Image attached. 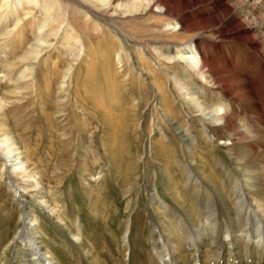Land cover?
<instances>
[{"label":"rangeland","instance_id":"374dc122","mask_svg":"<svg viewBox=\"0 0 264 264\" xmlns=\"http://www.w3.org/2000/svg\"><path fill=\"white\" fill-rule=\"evenodd\" d=\"M61 1V3H65L64 0ZM25 2L24 8L26 9H22L21 6L16 8L18 13L15 15L18 17L15 18L13 15L8 16L4 13L2 14V19L6 18L9 20L6 23H2V25L0 23L1 33L3 26H7V29H10L23 12H28L24 16L25 18L29 17L26 20L27 26L24 28L26 36L22 41H19L20 43H11L12 47L15 48L16 58L21 55L22 47L29 46V42L33 40V37H31L33 30L35 33L38 30H43L42 32L45 33L46 31L52 32L55 26L54 21L50 19L51 17L45 19L43 3L38 7L40 2L37 3V6L33 5L29 0ZM44 4L46 3L44 2ZM13 9L10 8L8 10L12 13ZM61 9V7L58 8L59 11H62L64 23H61L56 35L54 37L52 36L53 34L49 35L48 41L43 44L48 45H46L47 47L44 46L45 49L43 48V51L37 56L35 71L34 69L32 70L35 73L33 72L27 77L20 79L22 81L20 84H26L24 81L26 79L27 82L30 83L32 80L33 83L29 84L25 90H22L19 96L12 97L14 99L13 102L10 101L4 104L6 114L0 117V129H7L10 133L21 136V151L25 146L34 148V146L39 145L42 148L38 153L39 157L33 156V161L38 162V171L42 169L43 171L58 170L57 172H62L59 174L63 177L62 180L60 179V185L55 186L53 177H49V174L50 183L42 182L45 188L42 189L39 185L36 188L44 190L43 194L45 197L50 194L49 198H59V203L57 202L59 207H57L63 213L64 220L65 218H70L71 222L73 220L74 232H80L81 230L88 235L87 239L102 241L101 236L95 238V234L99 232V226L104 227L108 236L112 240L114 239L113 244L115 245L113 247L115 248L119 243L121 245L126 243L123 240L129 237L130 231L133 230L134 233L138 232V238L135 241L140 249L147 251L150 248L147 233L151 228L158 229L160 226L163 235L167 237L169 242L178 241V245L175 246L174 250V253H178L180 248H185L184 243L188 237L183 232V220L181 219L178 222V218L175 216L181 211V217L187 215L188 221H190L192 220L191 214L194 211H198L197 209L186 208L187 204L193 203L196 205L198 203L193 199L198 190L195 183H200L198 185L202 188H199L197 195L203 192L204 199L208 198L209 195L207 193H212L213 195V192H215L218 197H213V200L217 201L220 197L218 193L221 192L220 194H223L220 188L211 187V182L204 180L202 177L205 170H202L201 163L205 161L207 153L213 158L212 162L214 164L222 163L229 166L235 177L242 182L244 190H251L248 198L255 209L253 210L258 214L259 209L254 204L258 201V198L264 201V176L262 173H257L259 177H253L251 174L253 166L261 164L259 159L264 161V154L261 153L259 157H249L242 160L240 158L235 159L232 151L236 154H242L244 151L260 152L261 150L262 152L264 150V146H261L262 144L264 145V138H262V136L264 137V126L259 124L257 120L255 121L256 118L254 119V115L257 113L255 104L259 103L261 108L264 107V0H206L200 6L194 5L191 10L188 9L187 14L181 16L185 21L199 22V20H203V23L199 25L193 24L188 37L184 36L182 42L171 40L174 48L169 51L170 55L176 51H182L185 46H190V36L193 35L191 38H195L201 45L200 50L204 58L217 66V69L203 70V77L186 69L188 65L185 61L178 63V68L180 70L183 69L184 72L186 71L184 74H186V79L189 82L186 87L187 89L189 88L190 95L186 93L185 87L181 88L178 85H174L172 79L159 69L161 65L164 66L166 63L158 65L160 62L157 58L149 56L150 54L146 50V54L142 56V63L145 65H142L141 74L137 70L141 66H139V62L126 59L124 55L120 57L118 62L112 57L109 59L108 65L103 66L101 61L99 66L95 65V61L90 60L88 54L84 53L85 46L87 51H90V48L83 40V34L80 32L76 35L73 34V36L68 35L70 29L66 20L69 18L70 13H68L67 8ZM82 12L83 10L80 8L75 9V14L78 16H81ZM97 20L101 25L111 27L112 34H115L112 36L120 37L125 47L139 48L137 43L130 44L125 36L116 33L119 31L118 27H115L107 17L103 16ZM42 21H44L43 27L39 28ZM18 24H16L15 28ZM206 25L208 26L204 27ZM49 26H52L51 29H48ZM175 28L177 29V25H175ZM182 36L180 35V39ZM159 37L164 38L165 36L156 38ZM45 38H47V35ZM144 38L142 36V44H146L148 49L157 50L162 45L157 42L160 39H152V41L148 40V42L144 41ZM162 43H167V41ZM11 44L0 42V70H4V75L0 71V95L6 97L4 98L6 100L9 97L6 94V90L13 86L10 78L13 74L16 76L18 74L17 70H19L15 67L12 69L14 71H7L8 69L6 68L9 61H15L16 59L10 53ZM128 50L131 49L129 48ZM67 66L69 68L67 74L61 78V73ZM166 68L171 69L169 64H167ZM89 71L91 75H89ZM214 72L217 78L215 81L211 80V74H215ZM99 80H104L109 85L103 90L96 87L86 89V84L94 85ZM130 80H133L136 84L138 83L137 85L141 90L136 89V85H131ZM117 82L120 85L122 84L121 87L116 85ZM46 86H48L47 89H45ZM122 87H128L130 91L125 92ZM60 90H62L61 93H59ZM250 90H253L252 93H249ZM103 91L114 95L115 102L121 104L122 108L129 109L133 105L138 107L130 118L132 121L129 122L128 130L124 133L125 139L120 138L123 141L121 145L123 150L121 152L124 154V156L120 157L122 164L120 169L128 167L129 169L127 170L130 172V177L128 176L129 183L127 182V184H122L123 168L120 174L114 173L111 166L113 163L111 161L109 163L106 158L107 155L103 151L102 143H105L103 139H108L110 136H103L99 120L102 116L101 114L97 115L94 110L96 99L99 98L100 100ZM12 98L9 99L11 100ZM57 99L66 102L67 109L74 110L75 114L78 115L76 121L79 122V125L80 123V126L83 124L81 133L75 134L77 137L73 135L72 141H75V145L72 152L70 147L68 150L65 148L67 146L62 144L59 146L60 139L65 134L61 136L55 131L57 125L54 123L58 119L54 115H59V113L53 115L52 112ZM103 99L105 98L101 100ZM163 99L169 105L176 106L178 111H163ZM116 103H110L109 101L107 104H102L103 109L111 113L113 117H118L119 108ZM203 105H207L210 108V113L211 111L212 113H219L227 118V114L235 110L236 113L232 117L235 125L240 128L247 127L252 135L240 141L230 136L226 138L227 134L219 126V122L211 120L209 114L199 113L198 109ZM129 112L128 110L126 111L125 117ZM62 117L63 122L66 123L67 110ZM58 125L61 127L62 123L58 122ZM252 125L257 128L252 127ZM206 127L212 129L214 137L211 134L207 136L201 134V131H204ZM181 130L187 132L188 136L180 135L183 133ZM179 131L181 133H178ZM66 132L73 134L70 132L68 125ZM48 134L49 137H47ZM183 137L188 138V140ZM205 137L206 140H204ZM116 138L120 140L119 137ZM154 143L163 144L166 150L172 153L171 156H166L165 163L167 165H164L163 159L157 158L159 151L156 150L157 147ZM34 150L38 151L36 148ZM64 151L74 156L71 161L69 159L72 157H63L61 152ZM56 156L62 157V161L70 164L65 169H62L60 164H54L55 161L53 160L56 159ZM18 161L13 160L6 169L3 167L4 165L0 166V174L4 171L2 174L4 177H0V182L2 183V185L0 184V208H3L0 209V215L3 216L5 214L3 227L9 229L12 222L16 221L18 226L20 225L16 201L11 199L12 197L14 198L11 192L13 186L11 187L7 184L10 174L18 170L19 166H22ZM49 165H53L54 168ZM29 167L31 168V166ZM183 167L186 168V171H191L192 185L189 182L184 184L183 174L185 170ZM23 169L24 164L19 170ZM33 170L31 169L32 172ZM36 174H34V177L18 176L20 179L15 178V176L12 177L13 181L18 182V184L22 183L26 187L23 191L21 187L18 189L23 195L21 200L23 205H25L24 208L30 212L29 215L34 213L39 222L37 227L35 221H30L33 227L24 231V233L32 236L35 235L34 233L37 230L43 238H48L47 234L52 236L51 241H49L53 246L61 247V249L66 248V246L74 248L72 243L69 242L71 236H69L63 220L57 223L58 221L49 214L48 208H43L42 203L40 201L37 202L39 200L37 198L38 194L34 193L33 188L30 187L31 185L28 186L29 183H35ZM170 176L173 177L176 190L174 192L177 197L175 195L171 197L167 189V184L170 183ZM50 184L55 187H51L48 190L46 186ZM130 184H133V186L129 189L126 188ZM12 185L15 187V183L12 182ZM127 189L130 192H127ZM39 195L41 196V194ZM69 195L71 196L68 197ZM152 195L155 198L153 202H150L148 198ZM177 199L181 200V203H178ZM82 203H84L85 207L84 205L82 206ZM5 205L7 207L4 208ZM168 210H171V212ZM4 211L6 212L4 213ZM7 216L9 217L7 218ZM96 216L98 217L94 218ZM152 220L156 223L152 224ZM229 237L227 234L222 235L224 242H227ZM61 240L62 243L59 244ZM237 245L240 247L232 255L231 251L228 254V250L221 251V249H217V251H220L219 255L222 256L218 262L217 259H214V253L211 252L210 247H201L200 250L195 252L189 251L190 256H186V259L189 260L191 256L200 254L201 259L196 262L197 264H237L236 260L232 259V256L245 255L244 249H242L244 245ZM107 248L110 249L108 243L106 245ZM75 251L77 252V250ZM23 252L24 246H16V249L11 252V263L28 264L27 261L30 257H27ZM250 252L254 256L256 255L254 251L250 250ZM120 253L123 254L122 249H120ZM64 254V252L56 253L60 257L59 263L73 264L75 259L72 256H64ZM122 257L126 262L127 248L124 250ZM69 259H71L70 262ZM161 259L167 260L168 255H162ZM77 262L82 264L78 255ZM190 264H193V262L191 261Z\"/></svg>","mask_w":264,"mask_h":264},{"label":"bare ground","instance_id":"6f19581e","mask_svg":"<svg viewBox=\"0 0 264 264\" xmlns=\"http://www.w3.org/2000/svg\"><path fill=\"white\" fill-rule=\"evenodd\" d=\"M25 1L26 0H2L0 2V23L1 25L2 23H6L9 20L6 18L2 19V16H3L2 14L5 13L8 16L13 15L15 16V18L18 17L15 15L16 13H18V10L16 8L21 6L22 9H26L24 8L26 5ZM29 1H31L33 5L35 6H37V3L40 2L38 7L40 6V4L43 3V6L45 7V13H44V15H46L45 19L51 17L50 19L51 21H54L55 26L52 32L46 31L45 33V32H42L43 30H38L35 33L33 30L31 37H33L32 39L34 41L31 39L32 41L29 42V46L22 47V53L17 58L15 56L16 54L14 51L15 48L12 47L11 43L22 41V39H24V37L26 36V33L24 32V28L27 26L26 20L29 17L25 18L24 16L28 12L26 13L23 12L19 16L20 18L17 19L15 23H13L14 25L10 29L9 28L7 29V26H3L4 27L3 31L0 33V42L6 43L8 45L11 44L12 48L10 49V53L14 55V57L16 58L15 61L11 60L9 61V64L6 65V68L8 69L7 71H14L12 69H14L15 67L19 70H17L18 74L16 76L15 74H13L12 77L10 78V82L11 84H13V86H11L10 88L6 90V94L9 96L7 100L4 99L6 97L0 95V117H3L2 115L6 114V111L4 110V106H5L4 104H7L10 101L13 102L14 99L12 97L19 96L22 90H25L26 88H28L29 84L33 83L32 80L29 83L26 81L27 80L26 79L24 80L26 84H20L22 83L20 79L22 77H27L28 75H30L31 73L35 71L34 67H35V63H37L36 61L37 56L41 51H43L42 49L44 48V46L47 47L46 45H48V44L46 45H43V44L48 41L49 35L53 34L52 36L54 37L61 23H64V17L61 13L62 11L58 10L59 7H61L62 9L67 8L68 13H70L69 18L66 20L69 26V29H70L69 30L70 32L68 35L73 36V34L76 35V34H79L80 32L83 34V40L85 41V43H87V46L90 48V51H87L86 46H85L84 53H87L90 60L95 61V65L97 66H99L100 61L103 63V66L108 65L109 59L112 57L115 58L114 60L118 62L120 57H123L124 55L126 59L133 60V61L137 60L139 62V66L140 65L141 66L138 69L136 67V69L139 70V73L141 74L142 65H145L144 63H142V56L146 54L145 53L146 51H148V53L150 54L149 56L156 57L157 60L160 62L158 65L166 63L164 66L161 65L159 69L162 70L165 73V75L169 76L172 79V81L174 82V85H178L181 88L185 87L186 93L188 95H190L191 92L188 90L189 88L187 89L186 87L187 83H189L187 81L188 79H186L187 78L186 74H184L186 71L184 72L183 69L180 70L177 66L178 63H180L181 61H185L189 67V68L187 67L186 69H188L189 71L195 74H200L203 77H204L203 70L208 71L212 68L217 69V66L215 64H213L212 62L204 58L202 51L200 50L201 45L195 38H191V36L193 35L190 36V39H191L190 46L189 45L185 46L182 49V51H176L172 55H170V52H169L172 48H174V46H172L173 41L171 40H175V41L178 40V42H182L184 36L188 37L190 29L193 28V24L199 25L200 23H203V20H199V22L185 21L181 18V16L187 14L188 9L191 10V8L194 5L200 6V4L206 0H64L65 3H61L62 2L61 0H29ZM44 2L46 4H44ZM7 7H9L8 9L14 8L13 12L11 13L7 9ZM76 8H80L81 10H83L82 12L83 14L81 16L80 15L78 16L75 14ZM103 16L107 17L109 21L114 24L115 27H118L119 31H117L115 28V30L117 31L116 33H120L123 36H125L130 44L137 43L139 45V48L130 46L129 48L131 50H128L129 48L124 46V42L120 39V37L118 36L113 37L112 35H115V34L114 33L112 34L113 31L111 27L109 28V27L103 26L101 25V23L97 22L98 21L97 19L102 18ZM16 24L18 25L15 28ZM43 24H44V21L41 22V24L39 25V28H42ZM175 25H177V29L175 28ZM207 26L208 25L204 27H207ZM51 27L52 26H49L48 29H51ZM109 33H111V35H109ZM46 35H47V38H45ZM180 35H183L181 39H180ZM142 36L145 37L144 41L145 40L152 41V39H160L157 42H160L159 44L160 45L162 44V45L161 46L159 45L160 47L157 50L148 49L146 44H142ZM158 36H162V37L165 36V37L156 38ZM161 41L162 42L167 41V43H162ZM40 55L42 56V54ZM195 55H198V56H195ZM167 64H169V68H171L173 71L171 69L166 68ZM33 69L34 71H32ZM68 69H69L68 66L65 67L64 71L61 73V76H60L61 78H63L64 75L67 74ZM0 71H2L4 75V70L1 69ZM139 73L137 72V74ZM146 74L148 73L146 72ZM89 75H91L90 71H89ZM211 75H212L211 80H214V81L215 79L217 80L216 73L215 74L212 73ZM130 84L136 85L137 86L136 89L141 90V88L137 85L138 83L136 84L133 80H130ZM108 85H109L108 82H105L104 80H99L94 85L86 84V87H87L86 89H92L96 87L97 89L103 90ZM116 85L119 86L120 85L119 82H117ZM121 85L119 87H121ZM47 88L48 86L45 87V89ZM59 88H60V85H59ZM123 90L125 92L130 91L128 87L126 88L124 87ZM61 91L62 90H60L59 93H61ZM252 91L253 90H250L249 93H252ZM9 98H12V99L10 100ZM102 98H105V99L101 100ZM109 101L110 103H116L114 95L107 93V91H103L102 96L100 97V100L99 98L96 99L94 110L96 111L97 115L101 114L102 116L101 119L99 120H100L101 130H103V133H102L103 136H106V135L110 136L108 139H105V138L103 139L105 141V143H102L104 154L107 155L106 158L108 159L109 163L110 161L111 163H113V165L111 166H112V170L114 173L120 174V171H122V168H123L124 176L121 177V179H123L122 184H127L128 176L130 175V172L127 170L129 169L128 167H125V168L122 167L120 169V167L122 166L120 162V157L124 156V154H122L121 152L123 150L121 146L123 141L120 138H122L123 140L125 139L124 133L128 130L129 122L132 121L130 118L137 111L138 107H136V105H133V107H129V109H125V108H122L121 104L116 103L117 107L119 108V114H118V117H113L111 113L106 112L103 109L102 104H107ZM255 106L257 108V113L254 115V119L256 118L255 121L257 120L259 124H262V126H264V119H263L264 118V107L261 108L259 106V103H256ZM66 110H67V121L66 123H64L62 116L66 114ZM127 110L130 112L125 117V113ZM162 110L163 111L168 110L170 112L178 111L176 106L169 105V103H167L165 99H163V102H162ZM198 111L200 114L201 113H203L204 115L209 114L210 115L209 118L211 120H213L214 122H219L220 123L219 126H221L222 129L227 134L226 138L230 136L240 141L252 135L249 133V129H247V127L240 128V127H237V125H235L234 120L232 118L236 113L235 110L227 114L228 118L219 113L218 114L212 113V111L210 113V108L207 105L201 106L198 109ZM56 113H59V115H57ZM52 114L53 115L56 114L54 116L55 118L58 119V121L54 123L57 125V127H55V131L58 132L59 135L61 136L65 134L60 139L59 146H61V144L64 146H67L65 148H67L68 150L70 147L71 152H72L73 146L75 145L74 143L75 141H72V138L74 136L77 137V135L75 134L81 131V127L83 126V124L82 126H80L81 123L79 125V122L76 121L78 115L75 114L74 110L67 109L66 102H63L61 99H57L55 101ZM259 119H262V120H259ZM58 122L62 123L61 127H59ZM67 125L70 128V132L73 134L66 132ZM252 127L257 128L255 125H252ZM206 128L204 131L203 130L201 131L202 132L201 134L202 135L205 134L206 136L208 134H211L212 137H214V133L212 129L211 128L206 129ZM181 132L179 131L178 133H181L180 135H183L185 137L188 136L187 132L182 131V130ZM47 137H49V134L47 135ZM116 137H119L120 140H118ZM262 138L264 137L262 136ZM184 139L188 140V138H184ZM204 140H206V137ZM21 142H22V139L20 135L12 134L7 129H3V130L0 129V160H1L0 166L4 165L3 167H5L6 169V167L8 168L9 164L13 160H19L18 162L20 163V165L22 164V166L18 167V170H16L15 172L13 171V173L10 174L7 180V184L11 187L13 186L11 188V192L14 198L12 197L11 199L16 201L17 210H18L17 214H18V220L20 221L19 222L20 225L18 226V224L15 221V222H12V224L10 223V226H11L10 229L7 227L5 228L3 227L4 220H5V214H3V216L0 215V264H13L11 263V252L14 251V249H16V246H20V245L24 246L23 253H25L27 257H30L29 260L27 261L28 264H60L59 263L60 257L59 255H56V253H59V252L61 253L64 252L65 253L64 256H72L75 259L73 264H78L77 255L80 257L82 264H190L191 261L193 262V264H197L196 262L198 260L200 261L201 259L200 254L193 255L191 256L189 260H187L186 256L188 255L190 256V252H195L197 250H200L201 247H210L211 252L214 253L213 255L214 259H217V262H218L220 258H222V256L219 255L220 251H217V249H221V251L228 250L227 252L228 254L231 251V255H232V254H235L236 250L240 247L237 244H241V246L244 245L242 249H244L243 251L245 254V255L242 254L243 257L241 254L232 256V259H235L237 264H264V201H261L258 198V201H256L254 205L256 206L257 209H259V213L258 214L255 213L254 211L255 209L251 201L248 198L249 197L248 195L250 194L251 190L249 191L244 190L245 188L244 186H242L241 184L242 182H240V180L235 177L234 172L229 168V166H227L226 164H222V163L214 164L212 162L213 158L210 156L209 153H207L208 155L207 157H205L204 159L205 161L203 160L204 162L201 163L202 170L203 171L205 170L204 171L205 173H203L202 177L204 178V180L211 182L210 183L211 187H214L215 189L220 188L223 191V194L221 195L220 194L221 192L218 193L220 197L217 199V201L213 200V197L215 196L218 197L217 193L215 192H213V195L212 193H207L209 196L208 198L204 199L203 198L204 194H202L203 192L197 195L198 190L202 188L201 186L198 185L200 183L198 184L197 182L195 183L198 190L193 199L197 201L198 203L196 205L193 203L187 204L188 206L186 205V208L189 207L193 210L197 209L198 211H194L193 214H191L192 220L190 221H188L187 215L186 216L183 215L185 217H181V211L179 213L177 211L178 214L175 217L178 218L177 219L178 222L181 219L183 220V223H184L183 232H184V235L188 237V239L184 243L185 248L183 249L178 248L179 252L174 253L175 246L178 245V241L174 240L172 242H169L167 237L163 235L162 228L160 226L158 229L151 228L150 231L147 233V237H148L147 240L149 241V245H150V248L147 251L140 249L138 243L135 241L138 238V232L134 233L133 230L130 231L129 237L123 240L124 242L126 241V243L122 245L119 243L115 246V248L113 247V245H115L113 244L114 239L112 240L108 236V234L104 230V227L99 226L100 228L98 229L99 232H96L95 234V238L101 236L103 242L98 239L97 240L92 239V241L90 239H87L88 235L85 234V232L81 230L80 232H74L73 220L72 222L70 218H65L64 220L63 215H62L63 213L61 212V210L58 209L59 207L57 205V202L59 203L58 201L59 198L57 197L58 194H56L57 198L55 199L49 198L50 194L48 195V197H45L43 194L44 190H40L39 188H36L39 185V187H42V189H44L45 186L42 185V182L50 183L49 177L51 178L53 177V182H55V186H57L59 183H61V180L63 178L62 176L59 175L61 171L60 172H57L58 170L43 171L42 169L38 171V162L33 161V158H34L33 156L39 157L38 153L42 148H40L39 145L34 146V148L38 149V151H35L33 147L25 146L23 147V150L21 151L20 149ZM154 144L157 147L156 150L159 151L157 153V158L163 159L165 163V160L167 159L166 156H171L172 153L169 150H166L163 144H160V143H154ZM157 144H160V145H157ZM261 146H264V145L262 144ZM53 152L55 153V151ZM61 153L64 158L72 157L71 159H69V161H71L74 157L72 156V154H68L65 151ZM261 153L264 154V150H262V152L261 150L260 152L259 151L258 152L244 151L242 152V154H236V153H233L232 151V154L235 159L240 158L242 160L248 159L249 157H259ZM62 159H63L62 157L56 156V159L53 161H55L54 164L56 163L60 164L61 168L65 169V167H67V165H69L70 163L68 162L66 163L62 161ZM259 162L261 164L253 166V169H252L253 172L251 174V176L253 177L254 176L259 177L257 173H262V175L264 176V163H263L264 161L259 159ZM23 164H24V169L19 170L20 168L23 167ZM164 165H167V163H165ZM29 166H31V168ZM49 166L51 167L53 165H49ZM68 168L70 167L68 166ZM31 169H34L35 171L33 170L32 172ZM183 169L185 170L183 174L184 175L183 180L185 182L184 184H188L189 182L192 185L193 178L192 176H190L191 171L190 170L186 171L185 167H183ZM7 172H8V169H7ZM3 173L4 171H2V173L0 174V177H4L2 176ZM35 173H37L36 174L37 176L35 177L36 178L35 183H29L28 186L31 185L30 187L33 188L32 190L34 191V193L38 194L37 198L39 200L37 202L40 201V203H42V205L44 206L43 208L45 207L48 208L49 214L58 221L57 223H60L59 221L63 220L64 224L67 227V232L69 236H71V238H69V242L72 243L75 249L71 247L68 248V246L66 245H65L66 248L64 249H61V247L53 246L52 243L50 242L52 239V236H49L47 234L48 238H43L37 230L34 233L35 235H32V236H29L26 233H24V231L32 229L33 227L31 225L32 221L33 222L35 221L37 223V227H38L39 222H38V219L36 218L37 216L34 215V213H32V215H29L30 212L24 208L25 205H23V202L21 200L23 195L22 193H20L18 189L19 187H21L23 191L25 190L26 187L23 186L22 183L18 184V182L13 181L12 177L15 176V178L17 177L18 179H20V177L22 176L23 177H34ZM12 182L15 183V187L14 185H12ZM173 182H174L173 177L170 176V183L167 184V189L171 197L175 195L174 191H176L175 185ZM0 184L2 185L1 182ZM133 184H130L129 187H126V188L129 189L130 187L133 186ZM50 185L46 186L48 190L51 189V187L52 188L55 187V186H52V185L50 186ZM128 189H127V192L129 191ZM39 194H41V196ZM71 195H69L68 197H70ZM87 196L89 195L87 194ZM154 198L155 197H153L152 195L148 198V200L150 202H153ZM177 200H178V203H181V200L179 199ZM83 205L84 203H82V206ZM5 207L7 206L5 205L4 208ZM0 209H3V208H0ZM176 209H179V208H176ZM168 211L171 212V210H168ZM5 212L6 211H4V213ZM8 217L9 216H7V218ZM97 217L98 216L94 218H97ZM151 223L153 224L156 222L152 220ZM224 234H227L230 236L227 242H224V240L222 239V235ZM65 237H66V233H65ZM215 238L217 239L215 240ZM47 240L48 241L50 240V241L48 242ZM61 243H62V240L59 241V244ZM107 243L110 245V249L108 248L106 249ZM51 247H53V249H51ZM126 248H127V261L125 262L123 260L122 255L124 254V250ZM120 249L123 250V254L120 253ZM249 249L254 251L256 255L254 256L250 252ZM75 250H77V252ZM216 251L217 253H215ZM162 255H168V259L167 260L161 259ZM70 261L71 259H69V262Z\"/></svg>","mask_w":264,"mask_h":264}]
</instances>
